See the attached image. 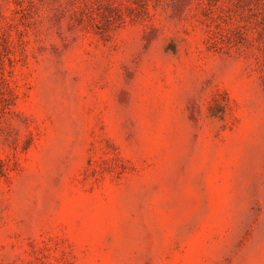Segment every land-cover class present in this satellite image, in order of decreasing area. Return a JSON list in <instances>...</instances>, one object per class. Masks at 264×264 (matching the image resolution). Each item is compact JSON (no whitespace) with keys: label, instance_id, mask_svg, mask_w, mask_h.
<instances>
[{"label":"rangeland","instance_id":"obj_1","mask_svg":"<svg viewBox=\"0 0 264 264\" xmlns=\"http://www.w3.org/2000/svg\"><path fill=\"white\" fill-rule=\"evenodd\" d=\"M0 264H264V0H0Z\"/></svg>","mask_w":264,"mask_h":264}]
</instances>
